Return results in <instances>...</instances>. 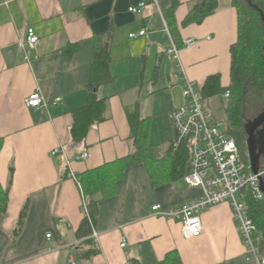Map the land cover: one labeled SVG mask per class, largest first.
Returning a JSON list of instances; mask_svg holds the SVG:
<instances>
[{"label":"crops","instance_id":"1","mask_svg":"<svg viewBox=\"0 0 264 264\" xmlns=\"http://www.w3.org/2000/svg\"><path fill=\"white\" fill-rule=\"evenodd\" d=\"M156 1L9 0L0 6V190H9L7 209L0 211V264H70L71 258L75 264H162L171 252L182 264H256L245 258L229 204L206 210L204 232L192 240L183 239L178 222L152 213L155 205L168 210L201 195L184 178H171L176 132L168 117L183 104L184 85L180 63L167 54L173 37L163 11L172 0ZM194 1L180 0L175 12L181 64L200 89L213 76L226 89L238 38L237 9L231 0H219L203 23L183 27ZM141 3H146L142 14L129 11ZM30 28L39 40L26 62L23 46ZM109 31L115 80L97 93L107 99L106 120L93 125L84 140L75 139L74 112L87 102L95 37ZM36 91L47 106L30 109L26 100ZM226 102L224 96L206 99L218 120H225ZM213 110H221L223 118ZM134 113L145 120L147 144L155 151L146 162L128 158L137 149ZM56 149L61 150L53 155ZM86 150L89 158L78 159ZM70 170L87 186L104 182L88 197L98 201L93 230L100 234L99 253L89 259L83 258L88 248L78 236L86 200L81 185L65 178ZM27 203L25 224L15 236Z\"/></svg>","mask_w":264,"mask_h":264},{"label":"trees","instance_id":"2","mask_svg":"<svg viewBox=\"0 0 264 264\" xmlns=\"http://www.w3.org/2000/svg\"><path fill=\"white\" fill-rule=\"evenodd\" d=\"M250 1L264 13V0ZM218 2L219 0H195L190 4L189 13L183 22V27L203 23L207 17L216 12ZM231 2L238 12V38L237 42L231 47V84L224 89L221 87L220 77L213 76L201 87V93L205 100L216 96H224L226 93L230 94L225 105L226 122L224 121V123L228 135L235 140L243 160L249 164V135L246 126L264 113V25L260 12L251 7L247 0H231ZM179 5L180 0H172L170 7L163 11V16L175 44L180 49L183 45L179 44V32L175 17ZM111 46L112 33L110 31L95 37V60L91 68L87 102L74 112L75 121L71 134L75 139L84 140L93 125L106 120L107 99H99L97 93L102 86L109 85L115 80L110 70L113 61ZM131 119L133 138L137 144V149L128 158L132 163L146 162L151 155L154 159L155 151L152 149L153 147L150 148L147 144L149 132L145 120H140L136 113L132 115ZM175 140L171 148L175 163L171 170L173 180L184 178L190 173L191 161L188 144L183 142L178 148H175ZM187 160L189 169L184 173ZM13 172L14 170L11 168L10 182H12ZM260 172L264 178V168L262 166ZM65 178L67 179V175ZM79 182L87 202L88 216L83 220L78 236L84 240L83 245L88 248L83 254V258L89 259L96 256L99 251L91 240L98 218V201L93 198L88 200V197L93 196L94 191L103 188L104 182L100 180L91 187L84 184V180L81 178H79ZM243 195L249 214L258 228L261 253L264 257V200L256 199L249 189L243 191ZM8 200L9 190H0V211H6ZM27 213L28 203L21 213L14 232L15 236L22 231ZM128 264L142 263L138 260H131ZM162 264H182V262L177 252H171Z\"/></svg>","mask_w":264,"mask_h":264},{"label":"built area","instance_id":"3","mask_svg":"<svg viewBox=\"0 0 264 264\" xmlns=\"http://www.w3.org/2000/svg\"><path fill=\"white\" fill-rule=\"evenodd\" d=\"M154 2L158 5L156 0ZM8 3L9 0H0V6ZM145 8L146 3H141L138 7H131L129 11L142 14ZM144 34L145 31L139 33L140 36ZM136 37V34L130 35V38ZM38 40L34 29H28V36L23 46L26 62L30 61ZM192 44V39L186 40L184 46L190 47ZM167 54L180 63L179 71L184 85V102L170 114V121L176 132L174 146L178 148L183 142L188 144L191 152L190 173L184 177V182L190 187L199 188L201 195L168 210L163 209L161 205H155L152 207V213L155 217L178 222L181 225L183 239L192 240L201 237L204 232L202 215L206 210L221 204H229L245 247L246 260L264 264L259 231L249 214L243 195V191L249 189L256 199L264 200L258 176L253 174L250 163L247 164L243 160L235 140L227 133L224 121L218 120L207 108L199 85L186 76L181 64V49L172 38ZM224 97L229 99L230 94L226 93ZM61 100L58 98L53 104L57 105ZM26 106L30 109H41L47 106V102L40 92L36 91L28 97ZM60 150L53 151V155L58 154ZM88 158L87 150L78 157L80 160ZM67 178L74 180L80 186L78 177L72 170L67 174ZM83 208L88 216L85 201ZM51 237V234L47 235L48 239ZM91 240L95 245L99 242L100 234L96 230H93ZM125 245L124 241L121 246L125 247ZM70 264H75L73 258L70 259Z\"/></svg>","mask_w":264,"mask_h":264},{"label":"water","instance_id":"4","mask_svg":"<svg viewBox=\"0 0 264 264\" xmlns=\"http://www.w3.org/2000/svg\"><path fill=\"white\" fill-rule=\"evenodd\" d=\"M248 4L258 10L261 14L264 25V13L255 6L250 0ZM248 139V157L251 170L254 175L258 176L260 191L264 194V178L260 172L262 160L264 159V113L254 122L246 126Z\"/></svg>","mask_w":264,"mask_h":264},{"label":"rangeland","instance_id":"5","mask_svg":"<svg viewBox=\"0 0 264 264\" xmlns=\"http://www.w3.org/2000/svg\"><path fill=\"white\" fill-rule=\"evenodd\" d=\"M168 99L169 100H171V97H170V95H168ZM164 101V99L163 98H160V101ZM162 101V102H163ZM167 105H163V106H158V110H163L164 109V107H166ZM211 109H213L212 108V102H211ZM224 110H225V108H224ZM220 118H223V112L221 111V110H219V111H217V110H213ZM222 116V117H221ZM218 117V118H219ZM169 119V121H170V115H169V117H168ZM220 121H225L226 122V119L225 120H220ZM170 123V122H169ZM262 167L264 168V160H263V162H262ZM264 175V174H263Z\"/></svg>","mask_w":264,"mask_h":264}]
</instances>
